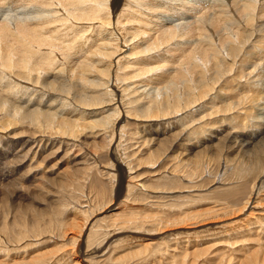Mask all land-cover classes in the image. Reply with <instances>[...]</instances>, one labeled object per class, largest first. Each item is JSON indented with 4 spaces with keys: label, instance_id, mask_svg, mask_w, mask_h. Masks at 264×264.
<instances>
[{
    "label": "bare ground",
    "instance_id": "obj_1",
    "mask_svg": "<svg viewBox=\"0 0 264 264\" xmlns=\"http://www.w3.org/2000/svg\"><path fill=\"white\" fill-rule=\"evenodd\" d=\"M6 5L9 9L5 7ZM185 6L192 8L193 11L187 17L182 16ZM258 56L261 57L257 60L253 59ZM228 82L231 85L234 83L236 87H230L229 94L224 100H220L218 94H222V88ZM34 102L38 104L35 105ZM47 102L51 103L49 106H44L48 108L47 110L39 106ZM51 105H54L56 112L49 111ZM253 110L258 114L254 115ZM263 111L264 0H0V142L3 140L7 145V156L12 158V167L19 165L17 164L19 158L25 161L36 153L42 152L40 154L45 153L46 156V151L58 152L60 149L70 154L75 146L83 155L79 157L72 154L73 157L71 156L70 159L79 166L81 160L91 154L89 151L91 145L86 146L79 139L82 137L91 139L94 147L96 140L107 137L108 150L103 148L102 143L99 146L109 152L113 165L117 167L118 176L113 180L117 173L114 172L113 176L112 172H109L110 167H103V162L108 161L107 151H104L106 153L104 156L102 154L99 156L95 151L97 154L93 156L97 155V161L102 159V165L92 161L90 170L93 171L95 167L96 169L101 167L102 170H95V175L94 172L91 173L95 177L89 178L92 190L99 188L104 197L109 194L108 191L115 199L124 196L120 201L123 209L120 210L127 208L131 211L130 199L131 202H144V198L137 197L136 193L144 195L143 191H149L152 194L154 188L158 190L162 188V192H167L166 188L172 189L171 191L174 189V192L175 189L176 191L186 189L185 192L189 189L188 185L185 186L186 180H194L200 174L196 178L199 182L207 173L205 176L208 179L205 177L202 180L204 182L199 183H204L203 186L209 184L210 188L211 185L213 187L217 184L221 185L212 187V190H207L206 188H210L205 185L206 194L201 193V186V191L196 192L198 195H192L196 196L193 197L194 201H199L197 197L207 199L210 197L214 199L216 206L217 203L219 204L218 209L206 212L208 216L204 219L219 218L220 220L222 215L224 217L223 212L230 208L226 203L229 202L228 199L232 201V198L236 197L239 201L241 197L237 202L238 209L236 203H233L235 207H232L237 209L238 214L239 212L244 214L247 209L251 211L242 220V225L245 227H239L235 233L248 239L251 238L253 229L263 226L260 221L264 219V210L260 209L258 201L260 195L264 196ZM20 126L25 127L26 134L20 131L23 136L15 137L20 134L13 133L9 136L5 133H11V129ZM220 126L225 127L218 129ZM130 128L137 133V138L135 137L134 140L133 133H128ZM14 139H22L23 142L17 143ZM127 140H133V145L128 150L136 152L137 158H134L137 159L134 161L136 163H133V158L130 162L123 160L121 162L119 159L120 154L122 156L123 152L128 153L126 147L122 149L123 142ZM17 144V148L11 149ZM128 158L127 154L123 156V159L128 160ZM121 164L128 168L125 169L129 171L126 172L128 175L131 174V166L135 167L133 174L139 169H151L152 179L146 175L148 181L141 183L147 171L142 174L137 173L126 178L124 188L125 177ZM241 164L243 165L239 169ZM104 165L109 166L107 162ZM163 167L172 175L170 178L165 174L167 177L163 175L164 178L161 176L163 173H159L162 172L159 170ZM84 169L85 167L82 170ZM185 169L188 170L187 172L193 169L198 175L187 173ZM161 177L163 179H160ZM110 178H112L111 187L107 190L103 187H109L105 183ZM59 180L61 181V178ZM146 182L151 186L146 187ZM62 184L65 185L64 182L60 185ZM145 188L146 190H143ZM131 192L136 193L131 194ZM157 193L159 192L156 190L155 195ZM187 196L180 195L177 198L186 200L189 199ZM159 197L162 196L159 194L151 199L156 205L158 202L157 208L163 209L165 206H160L161 200L168 201L170 197H162L158 200ZM174 197L173 195L172 199ZM191 198L190 196L189 200ZM220 199H224L229 207L225 206V203H220ZM259 200L264 201V198ZM85 202L86 200L83 202L81 200L76 203L78 210L73 211L78 214L76 217L87 212L83 208ZM170 202L172 203V200ZM173 204H176V201ZM169 206L173 207L172 204ZM102 209L101 213L113 209L118 211V207L107 208V205ZM75 213L72 214L76 215ZM99 213L92 215L86 213L88 216L84 218L81 216L83 221L78 220L82 221L80 227L78 221L71 220L69 224L75 230L78 229V236H71L67 242L72 243L71 240L74 242V239H77L80 246L83 243L86 245L87 250L81 252L85 264H106L111 247L119 242H127L123 240L128 239V234L153 235L149 234V228L153 227L149 225V228H144L146 224L142 225L143 219L139 223L140 220L138 221L137 218H131L132 213L125 216L120 213L124 217L118 213L123 218L113 219L108 224L102 221L117 214L109 212L108 216L97 218ZM161 218L163 217H158L156 221ZM204 219L198 222L203 223ZM158 222L161 223V220ZM193 222L189 225L197 221ZM183 223L181 222L180 225ZM6 230L2 228L0 231H5L1 237L5 238L4 243L7 244L6 239L10 237ZM69 232L71 233L72 230ZM23 233L25 235L22 236ZM74 233L76 232L72 234ZM124 233H127L125 234L127 237H123V240L115 239ZM222 233L224 232H220ZM26 234L24 230L16 234L19 240L17 246L23 242L25 236L28 240L34 239L33 241L36 242L42 237L39 233ZM45 234V240L50 242H58L65 237L62 234L58 235V231L51 228ZM220 234L216 236L219 237ZM236 239L239 241L238 238ZM218 240L217 238L216 241ZM76 241L71 246L67 243L72 250V246L77 244ZM0 243L2 244L1 239ZM32 243L29 245L32 246ZM136 243L128 242L124 249L137 248ZM220 243L222 244V241ZM167 244L169 246V243ZM144 245L145 243L141 244V247ZM159 246L157 245V248ZM236 246L235 248L238 249L239 245ZM196 248L194 249L197 250L199 247ZM11 250L0 252L4 256L0 264H61L60 262L68 257L67 253L59 259L56 258L57 260L54 258L57 255L47 258L50 252L46 248L41 253L34 252L35 254L30 257L25 256L28 255L27 253L24 256L29 259L22 260L23 253L20 250L14 251L13 255L10 254L13 251ZM159 250L162 253L163 247ZM247 251L250 253L240 259V256L233 257V252L226 251L225 255L223 254L225 252L220 254L221 251L217 250L216 252L221 256L216 264L221 260V264H231L232 258L235 260L232 264H264V251H257L254 248L252 250V247L247 248ZM192 253L194 252L191 251ZM237 253L234 252L233 255H239ZM182 254L180 252V255ZM161 256L164 257L162 254ZM14 257L21 258L15 261ZM194 258L197 257L194 255ZM186 259L187 256L180 264H187ZM172 262L169 261V264H173Z\"/></svg>",
    "mask_w": 264,
    "mask_h": 264
},
{
    "label": "rangeland",
    "instance_id": "obj_2",
    "mask_svg": "<svg viewBox=\"0 0 264 264\" xmlns=\"http://www.w3.org/2000/svg\"><path fill=\"white\" fill-rule=\"evenodd\" d=\"M5 7H7V9H9L7 5ZM2 8L6 9L4 7H1V9ZM192 12H193L192 8H190L188 6H185L184 11L182 12V14H183L182 16L183 17H187L188 15L192 14ZM172 17L175 18V16H172ZM260 57L261 56L254 57L253 59L257 60ZM230 87H236V86H235L234 83L231 85L228 82V84L225 85L222 88L223 89L222 94H218V98L220 100H224V97H226V95L229 94V92L231 90ZM237 93L238 92L236 91L235 94H237ZM34 104L36 105L38 103L34 102ZM50 104L51 103L47 102V103L41 104L39 106L43 107V108H45L47 110L48 108H46L44 106H49ZM53 106L54 105L50 106L51 110H49V111L56 112L57 110ZM253 113H254V115L258 114V112H256L255 110H253ZM263 116H264V114H263ZM224 127L225 126H220V127H218V129H223ZM20 131H24L25 132V127L24 126H20L18 128L11 129V131H10L11 133H8V132H5V133L9 134V136L10 135L12 136L13 133L20 134V135L15 136V137H18V136L22 135L21 134L22 132L20 133ZM128 133H130V134L133 133V137H134L133 140L135 139V137L137 138V133H135L133 128L132 129L130 128ZM25 134H26V132H25ZM4 136H7V135H4ZM138 137H139V134H138ZM133 140H129V141L127 140V141L123 142L124 145H123L122 149L124 147L127 148L128 153H125V154H127L129 158H128V160L123 159V156L125 155L124 152H123L122 156H121V154L119 156V159H121V162H122V160H123V162L124 161H127V162L129 161L130 162V160L133 158V163H136V162H134V161L137 160V159L136 160L134 159V158H137L136 152L134 150H133L134 152L133 151H131V152L129 151L130 150L129 149L130 146L133 145V142H132ZM14 141L17 142V143H22L23 142L22 139H14ZM79 141H83L86 144V146L91 145V148L89 149L91 154L89 153L88 156L86 157V159L85 158L82 159L81 160V165H79V166L75 165L74 162H72V160L70 159L71 156L73 157V155L74 156H79V157H82V155H83L82 151L79 152L78 147L75 146L72 149V151H71L72 153H70V154L65 153V151H61V149H60L58 152L54 151V150L46 151L47 153L49 152L48 153L49 155L51 153L50 156L49 155L47 156V153H46L47 157L45 156V153H43V155H41L42 152H40L41 154L40 153L39 154L36 153L34 155H31V156H29V158L25 159V161L23 160V158H21V159L19 158V162H17V164H19V165L16 166V167L15 166L14 167L11 166V165H13V162H12V158L7 156V152H8V149L6 148L7 145L4 144L5 142H3V140L0 142V177L1 176H2L1 178L4 177L3 179L0 178L1 179L0 180V228L1 229L3 228L5 230L7 229L6 231L9 232V237H10V239H6V240H8V242L6 241L7 244L4 243L5 242V238L1 237V236H3L2 234L5 231H2V232L0 231V233H1L0 234V239L2 240V244L0 243V252H3V251L7 252L8 250H11L12 248H14L16 250L18 249V250H20L23 253V258H22V260H23V259H29L28 257L32 256L34 252L41 253L47 248L48 252H50V254L47 256V258H52L53 256L57 255L56 257H54L55 260L59 259L61 256H64L63 254H67L68 253L67 256L70 259L68 257L64 258L60 262L61 264H72V263L74 264L76 262H77V264H85L84 261L82 260L83 259L82 253L84 252V249H86V245L83 243V245L80 246L79 245L80 242H78L77 239H74V242L77 240L76 241L77 244H74V247L72 246V248H73V250H72L70 246L74 242L72 240L70 241L72 243L67 242V240L71 236H75V235H76L75 237L78 236V229L75 230V228H73L69 224H70L71 220L77 222L78 220H82V217L84 218L85 216H88L87 215L88 213H89V215H92V214H95V213L97 214V212H100L98 214L100 216L97 215V218H101V216H103V215L104 216H108L110 213L117 214V215H113L114 217L116 216L115 218L112 216V218L110 217L111 219L107 218L106 220L102 221V222H104L106 224L111 223V220H113V219L123 218L126 214H131L132 213L131 215L133 217L131 216V218H133V219L137 218L138 221L140 220L139 223H141V220L143 219L142 223H144V224H142V225L146 224V226L144 228H146V227L149 228L150 226L153 227L152 229H151V227L149 228L150 233L147 231V233H149V234L152 233L153 234L152 236L151 235H142V234L138 235V233L128 234L127 235V233H124V234H120L118 236V238H115V239H119V238L122 239L123 237H127L128 236V239L127 238L124 239V240L122 239L124 242H125V240H127V242H125V243H122V242L120 243L119 242L118 244L113 245L111 247L110 257H109V260L107 261V263L109 262L111 264H162V262H163V264L164 263L165 264L166 263L169 264V261H170V263L173 261L172 262L173 264H177L178 262H179L178 264H180L185 256H187V259H189L188 257L191 258L193 256L189 260L186 259V261H187L186 263L187 264H190L191 262H192L191 264H216L218 258H220V256H221V255H219L218 252H216L217 250L219 252L221 251L220 254L225 252V253H223L225 255L227 254L226 251L230 252V253L233 252V254H234V252L236 254L237 250L239 252L241 251L240 253H237L239 255H233L232 254L233 257L234 256L235 257H239L240 256V259L244 258V256H246V255H248L250 253L249 251H247V248H251L252 247V250L254 248L255 250L257 249V251H261V250L264 251L263 250L264 249V244H263V242H264L263 241L264 240V219L262 221H260L263 224L262 227H259V228L256 227L255 229L252 230L251 238L247 239L246 236L245 237L243 236L244 237L243 238L242 235H239L238 233H235V231L237 229H239V227H243V226L245 227V225H242L243 224L242 220H243V218L245 219L246 215L251 211L250 209H247L246 212L244 211V214H243V212H239L240 214H238L237 209H238L239 204L237 202L240 201L241 197H239V201H238V198L236 200V197H233L232 201L230 199H228L229 202L231 201L232 205L229 204V202L226 200L227 201L226 203L230 206V208H229V210H225V212L222 211L224 213V217L222 215L220 220H219V218L217 220L216 219H207V220L204 219L205 216H208V215H206V212H208L209 210L212 212L213 209H218V205L219 204L217 203V206H216V204L213 201L214 199L213 198L211 199L210 197H208L209 199L203 198V197L202 198L201 197L200 198L197 197V199L199 201H197V200L194 201L193 197H196V196H192V195L196 194V192L199 193L201 191V186H202L201 193L202 194H206L207 190H212L215 186L219 187L221 184L214 185V187H213V185H211V188L209 187L210 186L209 184H205V185H208L207 187H209L210 189L206 188L205 185H204L205 186L204 187L203 186L204 183L201 184L199 182L205 179V177L207 176V173L205 174L206 176L203 175L204 177H202L201 180L198 182L196 178L198 176H200V174L199 175L197 174L198 175L197 176L196 175L197 172L196 171L194 172L193 169H191V170H193V172L191 170H189V172H187L188 170L185 169L187 173L191 172L192 174L194 173L193 174L194 176H197L194 179L195 181L194 180H189V179L185 181V186H187V185L189 186V189H187V191L184 192V190H186V189H184V190L181 189L182 193L180 194L181 191H179L178 189H177V191L175 189V192H174V189H173V191H171L172 190L171 188H170L171 190H168L169 188H166L165 190H167V192H165V191L162 192L161 191L162 188L161 189L159 188V190L157 188H154L155 189V190L153 189L154 193L150 194L149 191H148L149 193L147 191H143L142 193H145L144 195L142 194L143 196L141 195V193L137 194L136 192H133V193L131 192V194L136 193L137 197L140 196V198H144V202L143 201L131 202L132 200L129 198L130 199L129 204L131 203L130 204L131 206H129V207H131L132 210L135 211V212H133L132 210L130 211L127 208H124V210H120V209H123L122 203H120V201L123 200L124 196L123 197H119L118 199H115L113 196H111L110 191H108L109 194L107 196H105L106 199H107L106 200L104 195H103V192H100L99 188H96V189H93V190H92V188H90V179L89 178H91V177L95 178L94 176H92L93 172H94V175H95V170L96 171L97 170L98 171L102 170L101 167H97L98 169H96V167H95V168H93L94 169L93 171L90 170V169H92V167H91L92 161L93 162L97 161V158H96L97 155H95V157L93 156V154H97V152H98L99 156L101 154L104 156L107 153V156H108L107 160L108 161H105V163L107 162V165H109V166L104 165L105 163L103 162V167L104 168H107V167L109 168L110 167V170L109 169H107V170H109V172H112L111 174L113 176H114L115 173H117L115 175L116 178L113 177L114 178L113 180L117 179V176H118L117 167H115V165H113L114 162L111 159V157H109V155H108L109 152L107 151L108 150L107 149L108 148L107 147L108 138L106 137L105 139L96 140L95 143H94V147L92 145L93 141H91V139H86V138L82 137V138L79 139ZM136 141H138V140H136ZM9 144H11V143H9ZM96 144H98V145H96ZM99 144H101L103 146V148L105 147V149H107V150H103L102 146H99ZM17 147H18V144L17 145H13L11 147V149L12 148H17ZM96 147H97V149H96ZM152 147H154V146H152ZM100 148H101V150H100ZM93 149H95V150H93ZM95 151H97V152H95ZM104 151L105 152L107 151V152L105 153ZM130 153L131 154L133 153L132 154L133 157L130 156L131 155ZM209 155H210V153H209ZM43 156L46 157V158H44ZM93 157H94V159H93ZM184 157H188V155H184ZM98 158L100 159V157H98ZM83 160H85V161H83ZM101 160L102 159L97 161V163L100 164V165H102ZM111 160H112V162H111ZM7 161L8 162L11 161L12 163L9 162L7 164L6 163ZM110 163H111V166H110ZM242 165L243 164H241L239 166V169L242 167ZM3 167H6V168L3 169ZM83 167H85V169H84L85 171L82 170ZM121 168H122L123 176L125 177L124 184H123L124 185L123 187L125 188L126 180L128 179V177H130V176L132 177L135 174V173L133 174V172H135V167L134 166L130 167V169H132L130 175L127 174L129 171H127L128 168L125 167L124 164H121ZM111 169H113V170H111ZM125 169H127V170H125ZM161 170H162V172H159ZM185 170H183V173H185ZM212 170H213V167H212ZM3 171H7L8 173H6V172L3 173ZM151 171H152L151 169H149V170L148 169H142V170L139 169V171L137 170L136 172L137 173H141V174H142V172L143 173L146 172L147 174L145 173L143 176H145V178L147 176L150 178ZM159 171L158 172L160 174L163 173V174H161V176H163L164 174L165 175H169V177L164 175L167 178H170L172 176L171 174H168V172H166L164 167L162 169H160ZM84 173H86L87 176ZM125 174H127V175H125ZM65 175L68 176V177H66ZM85 176L87 177V179H86ZM140 176L143 177L142 175H140ZM184 176H186V175H184ZM194 176L192 178H194ZM141 177H139V178H141ZM148 177L146 179L145 178L144 179L141 178L142 180L140 182L143 183L145 181H148L147 180ZM163 177H161L160 179H163ZM60 178H61V181L59 180ZM111 179L112 178L109 179L110 181L107 180V182L105 183V184H107L106 186H109V187H103V188H107V190L108 189L110 190ZM150 179H152V178H150ZM206 179H208V178L206 177ZM198 180H199V178H198ZM62 181L65 183L64 186H63V184L60 185L61 183H63ZM78 181H79V183H78ZM80 181H82V182H80ZM196 181H197V183H196ZM202 182H204V181H202ZM205 182H206V180H205ZM115 185H116V183H115ZM148 185L151 186L149 183L147 184V182H146V187ZM195 185H196L197 188L194 187ZM190 187H193V188H190ZM223 187H225V186H223ZM204 188H206L207 190L204 189ZM143 190H146V188L143 189ZM156 190L159 193H157L155 195V191ZM192 191H194L195 193L192 192ZM165 193H166V195H165ZM188 193H190V195ZM153 194L155 196H159V194H160V196L166 197V198L169 195H171L169 197L172 200V203L170 202L171 201L170 199H168V201L167 200L165 201L163 199V201H162L161 200L162 197L161 198L159 197L158 200H161V203H160L161 205L160 206H165V207L163 209H161L162 207L157 208L158 202H157V205H156V203L152 202L154 200L151 199V198H155V196H153ZM161 194H163V195H161ZM151 195H152V197H151ZM173 195L175 196L174 199L176 198L177 200L172 199ZM180 195H185V196L188 195L187 198L190 199V196L192 198H191V200H189V199L185 200V199H182V198L178 199L177 197L180 196ZM196 195H198V194H196ZM82 196H84V197H82ZM148 196L150 198H148ZM88 198H90V199L87 200ZM96 198L98 199L99 202L98 201L96 202V200H97ZM99 198H100V200H99ZM261 198H264V196H261V195L259 196V198H258V201L260 202L259 206H260L261 210H264V208H263L264 207V201L259 200ZM204 199H205V201H204ZM81 200H82V202L86 200V202L83 204L85 207H83V208L87 211L86 212L87 214L84 213V214L80 215V217H76V216H78V214L75 213L78 210V206L76 207V205H77L76 203L77 202H81ZM220 200H221L220 203H222V204L225 203L224 199H220ZM234 200H236V202H233ZM100 201L102 202V204H100L101 203ZM150 201H151V203H150ZM164 201H165V203H164ZM175 201H176V204H173V203H175ZM188 201L191 202V203H189ZM142 202H143V204H141ZM95 203L99 204V206H100L99 208L100 209L98 208V204H95ZM152 203H153V205H152ZM170 203L172 204L173 207L169 206V205H171ZM226 203L224 205L229 207ZM233 203H236V205H237L236 208L237 209L233 208V207H235ZM105 205H107V208H109L110 206H112L114 208L118 207V211H116L117 209H113L111 211L107 210L106 212L101 213L102 211H100V210H103L102 207L105 206ZM166 206H168V207H166ZM177 206H179V207H177ZM154 207H156V208H154ZM74 210H75V212H73ZM156 211L157 212L159 211V213H157ZM229 212L230 213L232 212V214H230ZM72 213H75L76 215H74ZM118 213L119 214L123 213L124 216L122 214H120V215L123 216V217H120L118 215ZM234 213H237L238 216H237V214H234ZM157 215H159L158 216L159 218H160V216L163 217V218L157 220V221L161 220V223L160 222L157 223V221H156V219L158 218ZM235 215H236V217H234ZM185 216H187L189 219L187 217L186 218H182V217H185ZM74 217H76L75 220H74ZM180 218L182 220H180ZM183 219H184V221H183ZM203 219H204L203 223L198 222V220H203ZM223 220H225V221H223ZM82 221L81 222L78 221V223L80 222L78 224L79 227L81 226ZM144 221H146V222H144ZM195 221H197L198 223L197 222L195 223ZM43 222L45 223V226H44ZM181 222H184V223L180 225ZM192 222L195 223V224L189 225ZM204 222H206L205 225H204ZM215 222H220V223L218 224V223H215ZM163 223H165V224L162 225ZM196 224H197V226H196ZM201 224L203 226H201ZM3 225H5V226H3ZM237 225H240V226H237ZM53 226H54V228H53ZM223 226H224V229H223ZM21 227H24V229L21 228ZM50 228H51V230L53 229L54 231H58V235L62 234L63 236H65L62 239H64V238H66V239H64V240H62V239L59 240L58 239L59 240L58 242H55V241L54 242H50L48 240H45L46 239L45 235L47 234V233L45 234V232L47 230H50ZM64 229L67 230V231H65ZM155 229H156L157 232H155ZM23 230L25 231V233L27 232V234L28 233H30V234L39 233L42 236V237H39L37 242L33 241L34 239H32V240L29 239L28 240V238L25 236V239L23 240V242L19 243V245H18V246L22 247L23 249L25 248L24 251H22L23 250L22 248L17 246V243H18L17 241H19V240H17V238H16V234L21 233ZM70 230H72L71 233L69 232ZM224 230H226L227 232L224 231ZM63 231H65V232H63ZM68 232L70 234H68ZM73 232H76V233L72 234ZM220 232H224V233H222L224 235L220 234ZM64 233L67 234V235H65ZM155 233H156V235H154ZM188 234H190L189 238H188ZM217 234H220L219 237L216 236ZM23 235H25V234L23 233L22 236ZM145 236H147V237H145ZM196 236H198V238H195ZM142 237H144V238L142 239ZM215 237H217L219 240L216 241L217 238H215ZM20 238H18V239H20ZM236 238H238L239 241H237ZM245 238H246V240H245ZM121 239H120V241H121ZM196 239H198V240H196ZM249 239H251V240H249ZM128 240H130V241H128ZM233 240H234V242H233ZM219 241L220 242L222 241V244L223 245L225 244V246H223ZM128 242L129 243L132 242L133 244L138 242V243H136V245H138L137 248L130 249L128 247V249H124L125 245L127 246ZM139 242H141L140 245H139ZM160 242L162 244H159ZM165 242L169 243V246H168V244L166 245ZM200 242L201 243L203 242V244H200ZM14 243H16V245ZM30 243H32L31 244L32 246L29 245ZM67 243H69L70 246ZM143 243H145V245H144L145 248H144V246L141 247V244H143ZM216 243H218V244H216ZM255 243H258V244L254 245ZM27 244L29 245V247H28ZM197 244L198 245L200 244V245L198 246ZM33 245L34 246L36 245V246L34 247ZM75 245H76V248H75ZM157 245L158 246L160 245L161 247L159 246L157 248ZM196 245H197V248L199 247L198 249L196 248ZM220 245H221V247H220ZM233 245H234V247H232ZM236 245H239L238 249H236L237 248ZM146 246H148V247H146ZM235 246H236V248H235ZM162 247H163V251L161 253V251L159 249L162 248ZM223 247H224V249H223ZM226 247H230V248H226ZM194 248H196L197 250H195ZM66 249H68V250H66ZM77 249H79V250H77ZM16 250H13L10 254L13 255L16 252ZM155 250L157 252H155ZM158 250L160 251L159 253H158ZM164 250L167 251L166 254H165ZM187 250H188V253H187ZM20 251H18L19 255H21ZM63 251H65V252L63 253ZM191 251L194 252V253L191 254ZM180 252L183 253V254L180 255ZM197 252H199V253H197ZM27 253H28V255H25ZM161 254L164 255V257L161 256ZM24 255L28 256V257H25ZM154 255H156V256H154ZM178 255H180V256H178ZM194 255L197 257L196 259L194 258ZM153 256H154L155 259L153 258V260H152ZM137 257H138V259H137ZM17 258L20 259L21 257H14L13 260L17 261L18 260ZM3 259H4V256H3V254L0 253V262H3ZM80 260L83 261V262H81ZM175 260H176V262H175ZM177 260H179V261L177 262ZM194 261H196V262H194ZM231 261H232L231 262V264H232L235 260H233V258H232ZM221 263H222V260L219 262V264H221Z\"/></svg>",
    "mask_w": 264,
    "mask_h": 264
}]
</instances>
